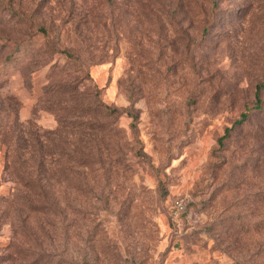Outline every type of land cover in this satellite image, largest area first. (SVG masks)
Here are the masks:
<instances>
[{
    "label": "rangeland",
    "instance_id": "obj_1",
    "mask_svg": "<svg viewBox=\"0 0 264 264\" xmlns=\"http://www.w3.org/2000/svg\"><path fill=\"white\" fill-rule=\"evenodd\" d=\"M259 85L264 0H0V264H264Z\"/></svg>",
    "mask_w": 264,
    "mask_h": 264
},
{
    "label": "trees",
    "instance_id": "obj_2",
    "mask_svg": "<svg viewBox=\"0 0 264 264\" xmlns=\"http://www.w3.org/2000/svg\"><path fill=\"white\" fill-rule=\"evenodd\" d=\"M264 87V85H259L257 87V93H256V103L255 105L253 106L252 110H262L263 109V106H262V100L260 98V90ZM250 111L251 109L249 110H246L245 112H243L241 114V117L240 119L236 122V124H241L242 122H245L246 120H248L249 116H250ZM111 112H118L117 109H112ZM228 131V130H227ZM227 134H225L226 136ZM224 138V137H223ZM27 264H44L42 261H37V260H34V261H31V262H28Z\"/></svg>",
    "mask_w": 264,
    "mask_h": 264
}]
</instances>
